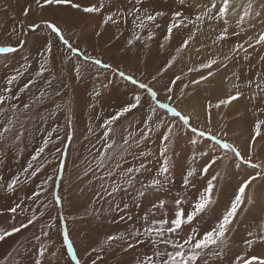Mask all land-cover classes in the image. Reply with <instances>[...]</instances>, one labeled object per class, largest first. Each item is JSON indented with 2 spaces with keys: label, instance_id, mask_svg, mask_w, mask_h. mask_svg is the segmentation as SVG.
<instances>
[{
  "label": "snow or ice",
  "instance_id": "snow-or-ice-1",
  "mask_svg": "<svg viewBox=\"0 0 264 264\" xmlns=\"http://www.w3.org/2000/svg\"><path fill=\"white\" fill-rule=\"evenodd\" d=\"M179 2L183 4L185 0H179ZM34 3L41 12L47 7L57 11L70 8L86 15L101 14L103 15L100 24L101 29H104L107 25L116 27L121 24L127 25L130 20V38L127 39L126 44L119 51L124 52V55L127 56L129 50H132L133 56L137 58L140 45L146 50L150 49L151 42L156 37L155 29L161 27V24L157 22L158 18L167 15L164 11L157 10L153 6L152 0H123L122 3L117 0L116 6L114 8L110 7L106 13L103 0H101L99 6L96 4L82 5L76 0H34ZM111 4L112 0H109V5ZM240 8H243L242 14L238 12ZM28 14L29 9L26 8L23 15L27 17ZM253 16L257 18L264 16V0H245L243 3L238 2V0H206L203 10L197 13L194 19L185 16L180 11L171 13V19L167 25V34L163 37V40L170 41L173 38L174 30L189 28L191 25L189 35L183 39V42L176 49L178 54L183 53L185 49L192 45L197 33L201 31V26L207 23L213 30L217 26L220 28L213 44L221 41L226 42L230 36H239L242 32H245L242 25L254 26ZM233 17H238L235 19V26L240 29L239 32L230 30L232 28L230 21ZM213 22L215 23L213 24ZM24 24L25 21L21 20L19 22L21 31L17 32L16 28H13L12 32L19 37L22 34L26 35L28 30L33 32L40 30L42 25L45 30L49 31V35L55 34L67 50L63 62L68 64L75 60L73 70L77 75L82 76L84 70L90 68L98 76H105L107 81L103 84L105 89L110 85H116L117 80H123L132 85L126 93L122 94L124 97L123 106L119 107L114 115L106 118L101 124L100 127L103 129V135L100 138L102 150H98V155L94 157L96 167L109 166L107 174L111 176L115 172L119 179L108 185L102 184L101 190L94 193V195L98 198V202H106L121 191L123 185L136 184L138 174L153 173V168L150 165L158 164L151 179L146 182L139 181L140 188L134 194L136 197L146 199L150 192H154V202H150V209L140 217L145 225L142 229L133 228L126 233L109 235L104 240V245L110 248L113 242H123L122 247L126 245V249H134L137 245L148 246L150 254L138 255L134 264H213V261L215 264H223L225 252L232 251L230 238L235 231H238L237 221L243 223L247 215L255 209L256 214L252 219L258 221L256 230H246V235L242 238L243 249L233 254L234 259L230 261V264H264V252L255 253L256 246L264 247V202L258 201L256 196L259 187L264 186V119L257 118L255 120L246 141L245 152L234 140L228 139L229 133L226 129L228 128L229 117L226 112L219 111L223 107L225 110L234 113L237 111L239 103L244 100L252 105V107L245 105L246 111H251L254 116H257L258 113H264V106H261L264 102V71L257 74L259 79L254 78L247 81L245 86L253 89L248 95L240 90L242 87L240 84H233L229 89L231 94H228L226 98L218 99L215 103L207 97L203 100L196 99L197 93L201 90V85L204 86L203 90L211 93L219 70L227 69V61L234 60L240 51L245 53L243 59L249 60L252 53L248 52V49L264 46V32L259 33L258 38L249 37L243 44H236L230 48L229 53L224 56L222 61L218 58H209L206 61L199 62L198 65L189 67L186 73L181 69V75L173 74L172 77H169L170 82L166 81L161 85L167 97V102H164L159 99L157 90L151 87L149 83L143 82V78L147 75L146 72H140V78H137L135 74L122 70L118 65L114 66L112 62H105L101 58L86 54L65 39L62 29L51 20H42L39 24H29L27 29L24 28ZM145 32L147 34L143 35ZM101 34L100 31L96 32L98 37ZM120 35H123V32ZM25 43L24 39H19V42L15 45L11 43L0 44V56L7 58L10 54L18 53V50L22 49ZM245 44L247 47H245ZM53 47L54 45L49 39L43 48V62L39 65L35 77L43 78L44 74L50 71L47 65L49 59L52 58ZM159 47L162 52L166 50V45L163 42L160 43ZM196 52L199 53L200 49L197 48ZM24 59L26 65L21 66L24 71L15 70L12 75L5 78L7 86L0 89V114L6 112L3 105L9 101H20V93H24L29 89V85L36 83L35 78L30 79L28 83L19 88L18 93L12 94L14 82L31 67V64L27 62V57ZM176 59V56L168 59L163 67L151 77V80L159 83L164 74L173 68ZM260 59L264 62V56H261ZM217 65L218 67L214 70V66ZM147 67L145 63V68ZM204 70H206V74H201L198 78L193 79L188 76L189 73H201ZM109 73L112 76L111 79L107 76ZM231 75L236 80L240 79V76L235 72ZM182 77H188V82L183 84L179 94H177L175 86L178 81L182 80ZM56 79V76L45 79V88L40 89L39 96H34L29 103H23L22 107H19L17 103L10 104L9 108L14 116L7 117L0 123V141L7 140V134H11L16 141H19L26 131L25 124L20 121L19 115L27 114L30 108L42 104L46 98L51 99L53 95L56 97L61 96V91L53 88V82ZM190 86L191 91H186ZM46 88H53L52 93L46 91ZM233 89H235L234 92ZM94 95L99 97L101 93L96 91ZM185 100L193 101L191 112L185 113L180 109V104ZM62 107L66 108L67 105L57 104L56 110H61ZM214 109L217 110L216 118L222 121L220 130L215 132L213 131ZM136 112L140 113L139 123L142 127L135 132L130 131L126 136H122L123 143L118 144L116 137L120 134V131L114 125L121 118H126L129 115L135 120ZM51 115H55V112L53 111ZM41 119L43 118L41 117ZM17 124H19V128L16 127ZM56 131L57 129L53 128L47 136L42 138L41 144L36 148L27 166L20 174L24 175L25 179L22 181L20 175L14 176L7 182L6 186L0 183V190L6 193H15L20 184L27 183L28 180L36 177L45 168L46 158L43 155L45 150L49 144H55L56 140L62 139L60 136H57L56 140L50 139L52 133ZM137 135L139 136L138 139L136 138ZM154 136L159 138L158 155L150 149L139 151L133 154V158L139 161L138 166L120 168L118 157H122L126 153L132 154L131 149L140 148L142 144H146ZM68 139H71V132L68 133ZM181 139L187 140L191 155L188 157L189 167L182 173L184 195L174 200V206H170L168 200L160 198L159 194L161 192L167 194L171 191L170 185L173 183L174 177L169 152ZM55 151L63 157L64 153L61 148L57 147ZM254 158L256 162H254ZM109 162H115L116 168H111ZM63 163V159H61L57 169L58 172ZM196 164H199V167H196ZM233 169L236 171L233 172ZM230 175L240 177L237 181L238 187L235 194L230 198L226 210L216 219L210 230H206L201 234L200 230L193 225L197 218L203 220V214L207 213L217 202L215 194L220 190L217 185L220 180L226 179ZM208 176L210 178L207 179L206 186L197 189V182ZM49 181H53L52 176H48L36 185V191L30 196L26 195L25 199L32 201L34 204H42L44 210L50 207L59 208L62 204V197L54 191L52 192V201L47 203L42 201V194L49 191ZM192 190H197L198 195L195 200L191 201V210L186 211L184 205L189 203V199L185 197ZM123 191L127 193L128 188H123ZM22 203L15 204L9 211L12 213H16L18 209L22 212L25 211L21 206ZM132 203L137 208L141 207V204L137 203L135 198ZM129 208V203L124 202L122 208L120 204H116L113 210L123 212ZM44 210L40 211L39 216H44ZM93 211H99V209H93ZM33 213L27 219V222L21 223L19 227L0 230V241L20 232L21 229H27L29 225L37 221L39 217L35 214V209H33ZM56 218L52 217V219ZM60 219L63 220V217H60ZM125 219L131 221L133 216H120L121 221ZM52 227L54 225L51 223L45 225V228L48 229ZM187 228H190V231H186ZM41 236L48 237L49 232L42 230L40 235L35 236V240L39 242ZM63 244L66 246V254L69 257L65 264H82L68 233L64 234ZM160 245H163V247H160ZM104 250L103 246L99 249H92L93 252ZM46 253L50 255L51 260H45ZM62 254L63 251H50L46 244L40 243L36 247L35 260L33 261L28 257L29 264H53V262L54 264H61L60 257ZM101 260L102 257L97 254L95 259L91 260V264H97ZM0 264H3V262L0 261ZM84 264H87V262H84Z\"/></svg>",
  "mask_w": 264,
  "mask_h": 264
},
{
  "label": "rangeland",
  "instance_id": "rangeland-1",
  "mask_svg": "<svg viewBox=\"0 0 264 264\" xmlns=\"http://www.w3.org/2000/svg\"><path fill=\"white\" fill-rule=\"evenodd\" d=\"M76 2L82 5L96 4L99 6L101 0H76ZM103 2L105 4V13L110 7L114 8L117 4V0H112L111 5H109V0H103ZM120 2L122 3L123 0H120ZM205 2L206 0H185L181 4L179 0H152L153 6L157 10L167 13L166 16L158 18L157 21L161 24L165 32L163 34L160 33L162 31L158 32V29H155L156 37L151 42L150 49L146 50L140 45L137 58L133 56L132 50H129L127 56L124 55V52L119 51V49L124 47L127 39L130 38V20L127 25L121 24L119 27L107 25L104 29H101L100 24L103 19V15L101 14L86 15L70 8L64 11H57L55 9H48L47 7L41 12L35 5L34 0H21V3L13 0H0V44L11 43L15 45L19 42V39L26 41L23 48L18 50V53L10 54L7 58L0 56V89L7 86L5 84V78L12 75L15 70L24 71V68L21 66L26 65L25 57H27V62L31 64V67L22 77L14 82L12 85V94L15 95L18 93L19 88L28 83L30 79H36L34 85H29L28 90L20 93V101H9L3 105L6 112L0 114V123L7 117L14 116L9 108L11 103H17L19 107H22L23 103H29L33 100L34 96H39L40 89L45 88V79L56 76L57 79L53 82V88L61 91V96L56 97L53 95L51 99L46 98L42 104L30 108L27 114L19 115L20 121L25 124L26 128L24 135L19 141H16L11 134H7V140L0 141V183L6 186L7 182L14 176L22 173L30 161L32 154L41 144L42 138L47 136L48 132L53 128H56L57 131L52 133L50 139L56 140L57 136L62 138L61 140H56L55 144H49L43 154L46 158L45 168L36 177L28 180L27 183L20 184L15 193H6L0 190V230H10L12 227H19L21 223H26L27 219L34 214L33 209H35V214L39 217L27 229H21L20 232L14 233L6 237L5 240L0 241V261L3 264H29V259L27 258L30 257L33 261L35 260L36 247L40 243L46 244L50 251H63L60 259L61 264H65L69 260L66 254V246L63 244L65 233H68L69 239L73 242L74 250L78 252V258L82 261V264L84 262L91 264V260L95 259L97 254L102 257V260L98 261L97 264H134L138 255L150 254V248L148 246L137 245L134 249L130 250L126 249V245L122 247L123 242H113L112 247L109 248L104 245V240L109 235H118L126 233L133 228L142 229L145 226L141 220V227H136V222L150 209V202H154L153 196L155 193L150 192L146 199H142L134 196V192L140 188L139 181L144 180L146 182L148 179H151L155 168L158 167V164L150 165L153 168V173L138 174V183L134 185H123L122 190L117 192L112 199L106 202H98V198L94 193L101 190V185H108L112 181L119 179L115 172L111 176L107 174L109 166H105L104 168L95 166L94 157L98 155V150H102L100 138L103 135V129L100 126L106 118L114 115L119 107L123 106L124 97L122 94L126 93L132 85L123 80H117L116 85H110L105 89L103 88V84L107 82L105 76H98L90 68L84 70L82 76L77 75L73 70L75 60H72L68 64L63 62L67 50L59 38L55 34L49 35V31L45 30L42 25L40 30L35 32L28 30L26 35L22 34L19 37L12 32V29L16 28L17 32H20L19 22L21 20L25 21V29H27L29 24H39L42 20H51L62 29L65 39L86 54L101 58L105 62H112L114 66L118 65L122 70L130 74H135L137 78H140V72H146L147 75L143 78V82L149 83L151 87L159 92V99L167 102V97L161 85L169 81V77H172L173 74L181 75V69L186 73L189 67L198 65L191 61V58L192 53L196 52L197 48H201V46L198 44L194 45L192 42V45L185 49L183 53L178 54L176 52V49L183 42L184 37L186 38L189 35L192 28L191 25L189 28H183L182 35L181 29H176L170 41L163 40V37L167 34V25L171 19V13L180 11L185 16L194 19L195 15L203 10ZM238 2L243 3L245 0H238ZM26 8L29 9L27 17L23 15ZM238 12L242 14L243 8L238 9ZM237 18L233 17L230 21L232 25L230 30L239 32L240 29L235 26V19ZM252 20L254 26L249 24L242 25L246 33L242 32L239 36H230L228 41H221L216 44H213V41L219 34L220 28L217 26L215 27L216 31H213V28L209 24L202 25L201 31H199L201 37L204 39L205 36L206 39L209 36L205 41L206 48L205 53H203L204 56L218 58V60L222 61L224 56L229 53L230 48L236 44H243L249 37L253 39L258 38L259 33L264 32V16L259 18L253 16ZM97 31L102 33L99 37L96 35ZM121 32H123V35H120ZM146 34V32L143 33V35ZM183 35L185 36L183 37ZM49 39L54 45L52 58L49 59V64L47 65L50 71L46 72L43 78H38L35 77V73L38 71L39 65L43 62V48ZM161 42L166 45V50L163 52L159 47ZM245 47H247L246 44ZM212 48H215L214 51L216 50L213 54L211 53ZM218 51L220 53H217ZM248 52L252 53L249 60H244L245 53L240 51L237 56L238 58L236 57L234 60L227 61L228 67L227 69L219 70L211 93L203 90L204 86L201 85V90L197 93L196 99L203 100L207 97L215 103L218 99L226 98L228 94H231L229 89L233 84L237 83L242 86L240 88L241 91L245 92L246 95L250 94L253 89L245 85L248 79H259L257 74L264 71V62L260 59L261 56H264V46H257L255 49L250 48ZM172 56L177 57L173 68L164 74L159 83L153 82L151 77ZM204 59L206 58L204 57L202 61ZM238 61H240V66L237 69L235 66L234 70V64ZM145 63L148 66L147 68H145ZM217 67L218 65L214 66V70ZM245 71H248L249 75ZM233 72L240 76L239 81L232 77L231 74ZM201 74H206V70L201 73H189L188 76L195 79ZM107 76L109 79L112 78L110 73ZM187 82L188 77H182V80L178 81L175 86V92L179 94L180 88ZM53 88H46V91L51 94ZM96 91L109 96L103 97L100 95L99 97L95 96L96 98H92V95ZM186 91L190 92L191 86ZM232 91L234 92L235 89ZM57 104H61L62 106L66 104L67 107L56 110ZM192 104V100H185L180 104V109L185 111V113L191 112ZM245 105L252 107L250 102L242 100L238 105L237 111L234 113L230 110H225L223 107L219 111L226 112L229 117L228 128L226 129L229 133L228 139L234 140L246 152L245 145L249 138L251 128L257 118L264 119V113H258L257 116H254L251 111H246ZM261 106H264V102H262ZM53 111L55 115H51ZM213 113V131L215 132L220 130L222 121L216 118L217 110L214 109ZM139 121L140 113L136 112L135 120L129 115L126 118H121L114 125L120 131V134L116 137L118 144L123 143L122 136H126L130 131L135 132L138 128L142 127ZM16 127L19 128V124ZM69 132H71L70 140L68 139ZM136 138L138 139L139 136L137 135ZM201 142L203 143V141ZM158 145L159 138L158 136H154L146 144H142L140 148L131 149L132 154L126 153L122 157L117 158L119 159L120 168L124 169L138 166L139 161L133 158V154L139 151L150 149L158 155ZM57 147L62 149L64 153L63 157L59 153H56L55 149ZM190 155V145L186 139H181L170 150L169 156L173 165L172 170L174 171L172 173L174 174V179L170 185L171 191L167 194L161 192L159 194L160 198H168L166 200H170L172 192L176 197L174 199L184 195L182 173L189 167L188 157ZM61 159H63L64 163L58 172L57 169ZM254 162H256L255 158ZM109 164L111 168H116L115 162H109ZM195 166L199 167V164ZM235 171L233 169V172ZM48 176L53 177L54 183L53 181H49V191L48 193L42 194V201L43 203L52 201V192L54 191L62 197V204L59 208L50 207L44 210L42 204H34L32 201L25 199V197L26 195H32L36 191V185L40 184ZM20 179L23 181L25 176L20 175ZM239 179L240 177L238 176L230 175L226 179L220 180L218 183L219 193L225 195L230 185L235 192ZM123 188H128V192L125 193ZM131 188H134V191ZM196 193L198 194V191L195 192V197L197 195ZM124 194L130 197L126 201ZM191 196L192 194L189 192L186 199H193ZM256 196L258 201L264 202V186L259 187V190L256 191ZM134 198L137 203L143 204V208H137L133 205L132 201ZM21 202H23L21 206L25 211L22 212L19 209L16 213L9 211L11 207ZM124 202L129 203L130 209L124 210L123 212L113 210L116 204H120L122 208ZM227 202L228 204H222V206L219 205L217 207H213L214 204L212 206L215 208L214 212L209 209L207 213L203 214V220L195 222L193 226L200 229L201 234L206 230H210L216 219L226 210L230 200H227ZM93 209H99V211H93ZM41 210H44V216H39ZM187 210H191V202L187 204ZM126 214L134 215L133 220L129 221L125 219L121 221L120 216L124 215L126 217ZM255 214L256 210L253 209V212L247 215L243 223H240L239 220L237 221L239 225L238 231H235L234 235L230 238V245L234 244L231 248V254L240 251V244L243 245L242 238L246 235V230H256L258 221L252 219ZM52 217L57 218L52 219ZM60 217H63V220ZM48 223L53 224L54 227L50 229L45 228V225ZM42 230L48 231L49 236H41V240L38 242L35 240V236L40 235ZM186 231H190V228H187ZM101 246L105 248L104 251H92L93 248L99 249ZM160 247H163V245H160ZM262 248L264 249L262 246H256L255 253L264 252L260 250ZM121 253L126 255L125 260H122L123 256H119ZM231 254L227 258L228 262H223V264H230V261L234 259V255ZM45 260H51L50 255L47 253L45 254ZM213 264H215L214 261Z\"/></svg>",
  "mask_w": 264,
  "mask_h": 264
},
{
  "label": "bare ground",
  "instance_id": "bare-ground-1",
  "mask_svg": "<svg viewBox=\"0 0 264 264\" xmlns=\"http://www.w3.org/2000/svg\"><path fill=\"white\" fill-rule=\"evenodd\" d=\"M2 1V0H1ZM13 1H16V2H18V3H21V0H13ZM48 10V9H47ZM77 21V20H76ZM81 22V21H80ZM75 24V23H74ZM131 24L129 23V26H130ZM203 30V29H202ZM159 31H162V32H160V33H163L164 34V32H165V30L162 28V26L158 29V32ZM204 31V30H203ZM214 31V30H213ZM216 31V30H215ZM205 33V32H204ZM219 33V32H218ZM246 33V32H245ZM183 34V28H181V35ZM184 34H185V32H184ZM203 34V33H202ZM211 34V33H210ZM185 35H183V37H184ZM215 36V35H214ZM209 37V36H208ZM207 37V38H208ZM185 38V37H184ZM207 38L205 39V36H204V39H203V37H201V35H200V32H198L197 33V35H196V37H195V40L193 41V44L195 45V44H198L199 46H201V48H200V52L199 53H197V52H194V53H192V58H191V61H193V62H195L196 64H198L199 62H201L202 61V59L205 57L206 59H204L203 61H205V60H207V58H209L210 56H204V54L203 53H205V41L207 40ZM201 45H200V44ZM152 47H153V49H154V46L152 45ZM217 47V46H216ZM152 49V48H151ZM214 49L215 48H212L211 49V53L213 54V52H215L214 51ZM219 49V48H218ZM222 49V48H221ZM220 49V50H221ZM217 53H220L219 51L217 52ZM156 54V53H155ZM216 54V53H215ZM214 54V55H215ZM263 54H264V52H263ZM218 55V54H217ZM190 56V55H189ZM203 57V58H202ZM238 58V57H237ZM239 62L240 61H238V62H235V64H234V70H235V66H236V69H237V67L238 66H240L239 65ZM233 67V66H232ZM245 72H247L248 73V71H245ZM248 75H249V73H248ZM248 77V76H247ZM246 77V78H247ZM251 77V76H250ZM242 80V79H241ZM245 80V79H244ZM243 80V81H244ZM249 80V79H248ZM239 81V80H238ZM241 83V82H240ZM238 84V83H237ZM113 94H116V93H113ZM101 95L104 97V96H106V95H104L102 92H101ZM107 96H109V95H107ZM106 96V97H107ZM111 96V95H110ZM92 98H96L95 97V95H92ZM247 113V112H246ZM251 118V117H250ZM249 118V119H250ZM235 137V136H234ZM173 168V167H172ZM172 171H174V170H172ZM176 172V171H175ZM214 174V173H213ZM174 175V174H173ZM140 178V177H139ZM208 178H210V176H208V177H206L205 179H203V180H199L198 182H197V189H202L203 187H205L206 186V183H207V179ZM1 179V178H0ZM144 181V180H143ZM138 183V182H137ZM176 184V183H175ZM219 185V184H218ZM218 185H217V187H218ZM131 189H133V191H134V188H131ZM230 190V191H229ZM197 190H192V191H190V193L192 194V198L193 199H191V200H189V203L192 201V200H195V192H196ZM135 193V192H134ZM197 194V193H196ZM234 194H235V192H234V190H233V188L231 187V185H230V187H228V192L225 194V195H222V194H220L219 193V190L216 192V194L215 195H217V202L215 203V205L213 206V207H217V206H219V205H221L222 206V204H224V205H226V204H228V202H227V200H230V198L231 197H233L234 196ZM198 195V194H197ZM196 195V196H197ZM124 196H125V201L128 199V198H130V197H127L125 194H124ZM171 199L170 200H168V202H169V205L170 206H174V197H175V194L172 192V194H171ZM176 198V197H175ZM185 198H187V197H185ZM166 199H168V198H166ZM132 200V199H131ZM211 208L210 209V211H212V212H214V210H215V208ZM141 208H143V204L141 205ZM140 208V209H141ZM190 208V207H189ZM189 208H188V210H189ZM130 209V208H129ZM185 210L186 211H188L187 210V204H186V206H185ZM131 211H133V210H131ZM135 211V210H134ZM134 213V212H133ZM125 214V213H124ZM132 214V213H131ZM135 214V213H134ZM127 215V214H126ZM134 216V215H133ZM208 216V215H207ZM138 218H139V216H137ZM207 218V217H206ZM205 219V218H204ZM200 219L199 218H197V220H196V222H198ZM129 222V221H128ZM128 227V226H127ZM136 227H141V219H139V221L138 222H136ZM200 230V229H199ZM236 237V236H235ZM19 242V241H18ZM231 243V242H230ZM234 244H232V245H230V247L232 248V246H233ZM124 247V246H123ZM143 248V247H142ZM243 249V245H241L240 244V251ZM59 250V249H58ZM131 250V249H130ZM260 250H263L264 251V249L262 248V249H260ZM61 252V251H60ZM125 252V251H124ZM127 252V251H126ZM24 253V252H23ZM259 253H261V252H257L256 254H259ZM229 254H231V252H225V260H224V262H228V257H229ZM24 255H26V254H24ZM30 255V254H29ZM231 255H233V254H231ZM119 256H123L122 257V260H125V257H126V255L125 254H119ZM21 257V256H20ZM231 257V256H230ZM28 259V258H27ZM32 259V258H31ZM33 260V259H32Z\"/></svg>",
  "mask_w": 264,
  "mask_h": 264
}]
</instances>
